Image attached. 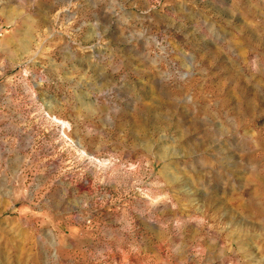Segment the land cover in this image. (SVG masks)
Instances as JSON below:
<instances>
[{
  "label": "rangeland",
  "instance_id": "374dc122",
  "mask_svg": "<svg viewBox=\"0 0 264 264\" xmlns=\"http://www.w3.org/2000/svg\"><path fill=\"white\" fill-rule=\"evenodd\" d=\"M0 264H264V0H0Z\"/></svg>",
  "mask_w": 264,
  "mask_h": 264
}]
</instances>
